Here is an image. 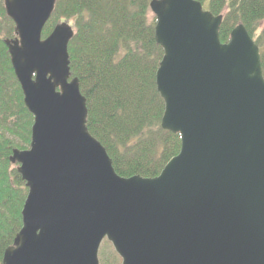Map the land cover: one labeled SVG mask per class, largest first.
Masks as SVG:
<instances>
[{
    "label": "water",
    "instance_id": "1",
    "mask_svg": "<svg viewBox=\"0 0 264 264\" xmlns=\"http://www.w3.org/2000/svg\"><path fill=\"white\" fill-rule=\"evenodd\" d=\"M55 3L3 0L15 34L4 45L33 123L28 148L9 158L27 196L2 264H99L104 239L121 264H264V77L244 26L223 44L222 15L150 1L161 128L181 147L157 177L123 178L86 127L73 27L41 38Z\"/></svg>",
    "mask_w": 264,
    "mask_h": 264
},
{
    "label": "trees",
    "instance_id": "2",
    "mask_svg": "<svg viewBox=\"0 0 264 264\" xmlns=\"http://www.w3.org/2000/svg\"><path fill=\"white\" fill-rule=\"evenodd\" d=\"M150 1L56 0L41 34L45 39L62 21L73 27L69 69L86 101V127L123 178L157 177L181 147L178 134L161 128L164 102L155 74L163 50L154 38L156 20ZM195 1L212 15L223 16L221 43L229 41L237 25L244 26L259 49L264 77V0ZM14 37V24L0 0V264L21 228L27 196L17 165L9 158L13 149L28 148L33 123L4 45L5 39ZM105 253L100 264H119L116 256Z\"/></svg>",
    "mask_w": 264,
    "mask_h": 264
},
{
    "label": "rangeland",
    "instance_id": "3",
    "mask_svg": "<svg viewBox=\"0 0 264 264\" xmlns=\"http://www.w3.org/2000/svg\"><path fill=\"white\" fill-rule=\"evenodd\" d=\"M207 3L208 1L205 3L204 7L206 8L207 7ZM264 24V23H263ZM106 252L108 254V256L110 255L111 253V249H110V245L109 244H106V241H104L102 244H101V247H100V250H99V261H100V257H101V253L102 252ZM105 253V254H106Z\"/></svg>",
    "mask_w": 264,
    "mask_h": 264
},
{
    "label": "flooded vegetation",
    "instance_id": "4",
    "mask_svg": "<svg viewBox=\"0 0 264 264\" xmlns=\"http://www.w3.org/2000/svg\"><path fill=\"white\" fill-rule=\"evenodd\" d=\"M109 243V242H108ZM109 245H110V249H111V253H110V255L111 256H116V258L117 259H119V264H121L122 263V260H121V258L117 255V253L114 251V249H113V247H112V245L109 243Z\"/></svg>",
    "mask_w": 264,
    "mask_h": 264
}]
</instances>
